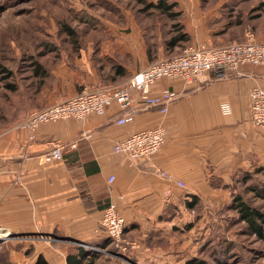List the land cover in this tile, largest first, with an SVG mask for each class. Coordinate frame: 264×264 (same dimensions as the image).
<instances>
[{"label": "crops", "instance_id": "1", "mask_svg": "<svg viewBox=\"0 0 264 264\" xmlns=\"http://www.w3.org/2000/svg\"><path fill=\"white\" fill-rule=\"evenodd\" d=\"M240 26H228L233 32L239 30L234 40L244 39ZM255 34L264 42V24ZM159 40L156 48L142 39L138 45L117 40L115 47L101 49L109 58L104 63L89 53L90 47L83 48V55L59 64L50 85L29 94L20 86L12 114L0 131V232L41 236L31 239L34 257L30 264L40 254L48 264H66V243L71 241L98 248L108 238L101 219L111 200L126 218V236L140 242L141 248L132 254L141 260L143 255H152L143 239L160 237L181 213L191 216L189 210H221L230 203L236 184L264 173V126L251 120L250 96L253 87L264 86V65L247 63L238 71H211L197 81L161 78L153 92L168 88L178 93L168 111L144 105L134 91L126 110L134 119L128 123H117L126 111L113 103L103 115L45 122L34 130L21 126L34 110L102 82H124L179 48L168 49ZM212 40L194 37L207 45ZM115 51L125 56L118 58ZM159 125L166 128V141L155 155L132 161L114 151L116 142ZM56 143L64 145L63 158L45 162L42 155ZM158 168L168 171L171 178L161 176ZM194 198L199 199L197 210L188 207ZM27 248L21 252L24 256Z\"/></svg>", "mask_w": 264, "mask_h": 264}, {"label": "rangeland", "instance_id": "2", "mask_svg": "<svg viewBox=\"0 0 264 264\" xmlns=\"http://www.w3.org/2000/svg\"><path fill=\"white\" fill-rule=\"evenodd\" d=\"M175 1L176 9L180 11L176 20L156 11V15L149 14L144 10L145 3L140 0H0V131L12 114V104L19 97L20 86L29 94L50 85L59 64L74 55H83V48L90 47L92 52L88 50L89 53L100 57V62L104 63L109 58L103 54L102 48L115 47L117 40L138 45L140 39L156 48L159 39L168 37V31L175 29L174 25L179 22L192 35L186 46L204 43L194 41V37L210 36L214 39L211 45L234 40L232 36L239 30L233 32L228 26L235 24L236 20L242 21L240 30L243 33L247 29L256 33L259 25L264 24V0ZM68 27L74 32L70 33ZM212 29H216V33H212ZM228 36L231 38L227 41L217 42ZM186 46L176 48L167 56L181 52ZM115 53L118 58L125 56ZM37 63L42 66L38 76ZM235 186V192L229 194L231 200L235 193H242L264 212V197L257 196L249 188L263 187L264 173L252 175L248 181ZM187 212L191 216L185 218L181 213L160 237L143 239L149 248L147 252L152 255L141 256L142 262L139 258L138 263L129 261L115 250L111 242L109 247L116 252L87 247L100 254L97 264H193L189 261L195 259H205L210 264H264V239L249 233L235 211L223 208ZM204 213L207 214L205 217ZM0 234V264H30L34 257L31 239L41 236ZM2 234L6 235L2 237ZM25 246L28 247L27 256L21 253ZM140 248L132 249L131 253Z\"/></svg>", "mask_w": 264, "mask_h": 264}, {"label": "built area", "instance_id": "3", "mask_svg": "<svg viewBox=\"0 0 264 264\" xmlns=\"http://www.w3.org/2000/svg\"><path fill=\"white\" fill-rule=\"evenodd\" d=\"M247 63L264 65V42L258 41L254 31L247 29L243 40H232L223 45L196 43L187 45L181 52L161 57L147 67L133 73L127 80L116 84H98L93 88H84L75 95L61 99L30 112L21 126L34 130L41 123L64 118L85 119L90 114L103 115L107 108L116 103L121 111H126L132 103V92L136 91L144 105L158 106L162 113L168 111L170 102L178 93L164 88L160 92L152 91L154 83L161 78H182L197 81L207 72L238 71ZM251 120L255 125L264 126V86L257 85L251 90ZM229 111V105H224ZM134 115L124 112L117 119L118 124L131 122ZM166 141V128L159 125L133 133L114 144V151L125 154L136 161L158 153ZM64 145L56 143L42 157L45 162L62 159ZM166 178H171L168 171L157 169ZM114 176L110 177L113 181ZM178 185L184 186L182 181ZM127 221L114 200L103 211L101 227L111 244L119 253L131 252L139 244L125 236ZM96 248L93 246H89Z\"/></svg>", "mask_w": 264, "mask_h": 264}, {"label": "trees", "instance_id": "4", "mask_svg": "<svg viewBox=\"0 0 264 264\" xmlns=\"http://www.w3.org/2000/svg\"><path fill=\"white\" fill-rule=\"evenodd\" d=\"M141 2L145 3V11L149 12V14L156 15L157 14L165 15L169 19L176 20L179 15L180 11L176 9L177 2L175 0H158L157 2H153L150 0H140ZM229 17V16H228ZM236 24H241V20L234 21ZM175 29H172L169 32V36L164 38L162 37V42L164 43L165 47L171 50H174L176 47L183 48L186 46V43L191 40V35L188 31H186L183 25L179 23L175 24ZM177 28V29H176ZM70 33L74 31L68 27ZM174 34H172L174 31ZM160 44V41H159ZM158 44V45H159ZM81 49V48H80ZM73 57V56H72ZM36 75H40L42 72L41 64L37 63ZM251 190H254L257 196L264 197V186L258 189L257 187L249 186ZM199 199L194 198L190 203H188V207L190 209H196L199 204ZM223 208L228 210H233L236 212V216L240 221L245 222L246 229L249 233H253L259 238L264 239V212L257 206L253 205L249 202L242 193H235L232 197V200L229 204L225 205ZM222 208V209H223ZM221 209V210H222ZM224 218V216L222 217ZM110 239L106 238L97 246L101 248H107L111 252H116L112 247H109ZM68 247V253L66 255V264H97V261L100 259V254L90 249L82 244L78 243H66ZM126 259L131 262L138 263L137 258L131 252H127L122 254ZM189 263L193 264H210L205 259H195L189 261ZM34 264H48L47 259L44 257L43 254H40ZM151 264H172L171 262H152Z\"/></svg>", "mask_w": 264, "mask_h": 264}, {"label": "water", "instance_id": "5", "mask_svg": "<svg viewBox=\"0 0 264 264\" xmlns=\"http://www.w3.org/2000/svg\"><path fill=\"white\" fill-rule=\"evenodd\" d=\"M43 238H45V237H43ZM46 238H51V237H46ZM61 240L71 241V240H68V239H61ZM71 242H74V243L76 242L78 244H82V242H79V241H71Z\"/></svg>", "mask_w": 264, "mask_h": 264}, {"label": "bare ground", "instance_id": "6", "mask_svg": "<svg viewBox=\"0 0 264 264\" xmlns=\"http://www.w3.org/2000/svg\"><path fill=\"white\" fill-rule=\"evenodd\" d=\"M1 235V234H0ZM6 234H2V237L5 236Z\"/></svg>", "mask_w": 264, "mask_h": 264}]
</instances>
